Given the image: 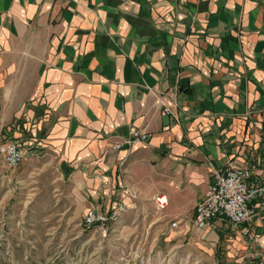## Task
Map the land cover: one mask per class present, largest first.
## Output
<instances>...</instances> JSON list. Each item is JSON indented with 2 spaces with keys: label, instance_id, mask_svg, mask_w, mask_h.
<instances>
[{
  "label": "crops",
  "instance_id": "0c3cea01",
  "mask_svg": "<svg viewBox=\"0 0 264 264\" xmlns=\"http://www.w3.org/2000/svg\"><path fill=\"white\" fill-rule=\"evenodd\" d=\"M130 127L149 142L114 150ZM10 140L56 164L82 216L67 224L83 229L91 206L121 201L120 219L93 230L117 233V255L135 252L126 233L139 225L163 234L177 221L163 243L202 262L222 225H195L213 168L264 158V0H0V142Z\"/></svg>",
  "mask_w": 264,
  "mask_h": 264
},
{
  "label": "rangeland",
  "instance_id": "374dc122",
  "mask_svg": "<svg viewBox=\"0 0 264 264\" xmlns=\"http://www.w3.org/2000/svg\"><path fill=\"white\" fill-rule=\"evenodd\" d=\"M57 169L53 161L33 151L15 168L0 160V264H250L239 261L243 243L227 223L215 228L219 239L199 263L177 247L165 246L162 237L175 229L171 221V229L163 234L156 226L128 230L125 250L135 252L121 257L116 241H109L117 233L104 238L94 229L83 231L65 222L71 216L81 221L82 216L74 215L67 182ZM76 236L81 238L75 248L71 241Z\"/></svg>",
  "mask_w": 264,
  "mask_h": 264
},
{
  "label": "built area",
  "instance_id": "2783aa9c",
  "mask_svg": "<svg viewBox=\"0 0 264 264\" xmlns=\"http://www.w3.org/2000/svg\"><path fill=\"white\" fill-rule=\"evenodd\" d=\"M163 113L173 114L177 107L173 97L163 96ZM150 135L140 129L130 127L121 141L113 145L114 150L136 143L146 144ZM31 147L15 141L0 142V158L9 168L19 166L30 154ZM154 203L159 212L169 205L167 195L158 194ZM127 211L125 204L117 202L109 213L99 212L91 206L85 215L84 228L91 231L107 228L117 222ZM227 223L235 228L243 243V260L250 264H264V158L244 156L240 163L228 158L221 166L212 170V181L204 196L195 206V225L206 229L211 225ZM177 221L171 223L176 228Z\"/></svg>",
  "mask_w": 264,
  "mask_h": 264
}]
</instances>
